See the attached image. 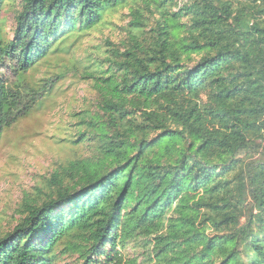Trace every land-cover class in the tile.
I'll return each instance as SVG.
<instances>
[{
	"label": "trees",
	"instance_id": "obj_1",
	"mask_svg": "<svg viewBox=\"0 0 264 264\" xmlns=\"http://www.w3.org/2000/svg\"><path fill=\"white\" fill-rule=\"evenodd\" d=\"M179 3L19 0L0 58L21 73L113 9L130 20L120 48L106 42L107 69L82 75L100 114L74 144L92 136L95 159L23 198L0 264H135L123 251L137 237L157 264H264V0ZM13 94L0 79V138Z\"/></svg>",
	"mask_w": 264,
	"mask_h": 264
},
{
	"label": "rangeland",
	"instance_id": "obj_2",
	"mask_svg": "<svg viewBox=\"0 0 264 264\" xmlns=\"http://www.w3.org/2000/svg\"><path fill=\"white\" fill-rule=\"evenodd\" d=\"M186 1L180 0L179 4ZM18 3L19 0H7L3 7L2 43L13 37V11ZM128 14V7L107 12L98 27L67 39L58 52L25 73L18 71L14 62L0 58V79L15 94L16 104L12 109L15 120L0 138V236L17 225V210L25 196L43 197L48 193V181L54 172L71 162L95 159L97 141L92 136L74 144L79 133L87 129L85 123L100 114L99 97L91 81L83 80L82 75L101 62V69H107L108 64L103 62L111 47L106 42L120 48V43L127 40ZM218 38L226 46L235 42L232 35ZM82 121L85 123L80 125ZM151 240L152 237L134 239L123 251L125 259L135 264H157ZM80 263L77 255L59 262Z\"/></svg>",
	"mask_w": 264,
	"mask_h": 264
}]
</instances>
